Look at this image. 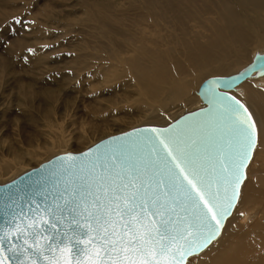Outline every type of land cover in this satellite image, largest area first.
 Instances as JSON below:
<instances>
[{"label":"snow or ice","instance_id":"obj_1","mask_svg":"<svg viewBox=\"0 0 264 264\" xmlns=\"http://www.w3.org/2000/svg\"><path fill=\"white\" fill-rule=\"evenodd\" d=\"M220 83L209 85L211 119L147 129L152 135L140 140L116 138L83 159L62 158L67 163L27 192L6 193V207H20L25 195L36 206L26 226L13 215L0 227V264H187L219 235L256 144L251 114L216 92ZM12 228L26 245L23 257L9 240ZM54 250L71 258L61 262Z\"/></svg>","mask_w":264,"mask_h":264},{"label":"bare ground","instance_id":"obj_2","mask_svg":"<svg viewBox=\"0 0 264 264\" xmlns=\"http://www.w3.org/2000/svg\"><path fill=\"white\" fill-rule=\"evenodd\" d=\"M8 1L1 3L7 5ZM115 3L86 0L82 5V28L91 29L90 35L97 38L100 52L97 59H85L83 67L87 71L94 68L91 73L96 70L101 77L98 81L102 85H98L103 90L96 84L94 90L102 91L92 99L105 100L114 109L118 104L119 111H123L115 112L113 120L110 116L102 120L106 113L95 115L93 123L97 125L106 121L120 123L118 120L134 115L144 118L142 122L147 124L166 125L179 115L204 106L197 90L206 78L235 73L251 61L254 53L264 51V0H120L117 6ZM77 60L58 65L67 64L66 69L80 67ZM69 62L74 65H68ZM241 87L243 92L234 94L245 102L259 129L251 158L254 160L246 167L240 201L223 223L220 234L197 255L189 257L187 264H264V76L247 79ZM29 88L22 94L24 104L29 103V98L38 100L40 96L45 104L50 103L55 95L53 91L32 92ZM66 106L72 112L70 101ZM179 106L178 111H171ZM39 135L38 132L26 137L24 143L33 144ZM83 135L75 140H82ZM4 145L0 144L2 152L8 149ZM28 156L19 149L15 159L24 163ZM0 163L6 168L12 166L5 159Z\"/></svg>","mask_w":264,"mask_h":264},{"label":"rangeland","instance_id":"obj_3","mask_svg":"<svg viewBox=\"0 0 264 264\" xmlns=\"http://www.w3.org/2000/svg\"><path fill=\"white\" fill-rule=\"evenodd\" d=\"M84 1L86 0H9L6 5L0 0V144L5 143V148H8L4 152L0 151V160L5 159L12 165L6 168L0 163V183L8 181L7 177L12 179L21 171H25V168L27 170L36 166L53 155L80 151L108 135L149 123L142 122L145 119H140L138 115L118 120L120 123H93L95 115L106 113L102 120L106 116L113 120L115 112L123 114V111H119L118 104L114 109L105 100L95 103L92 99L103 88L102 81H98L101 77L97 71L91 73L94 68L91 71L83 69L85 59H97L100 54L97 38L90 35L91 29L82 28L81 21L85 18L82 9ZM113 1L117 6L120 0ZM72 59H78L80 63H77V66L81 65L82 68L66 69L67 64L63 67L58 65L63 64L62 61ZM7 63L11 65L10 68ZM68 65L74 63L69 62ZM47 67H53L59 72ZM91 84H94L93 88ZM96 84L102 90L98 88V91H95ZM25 86L30 87L32 92L53 91L55 95L50 103L45 104L44 100H40L42 96L36 93L40 96L38 100L29 98V103L24 104L22 94L27 88ZM67 101L71 102L72 112H68L71 110L66 106ZM180 107L171 111L176 112ZM34 116L35 120H31ZM38 132L40 135L35 137L33 144L24 143L26 137ZM80 135L84 136L82 140H75ZM19 149L29 154L23 160L24 163L15 159ZM257 166L258 164L255 165ZM6 169L10 170L7 172Z\"/></svg>","mask_w":264,"mask_h":264},{"label":"water","instance_id":"obj_4","mask_svg":"<svg viewBox=\"0 0 264 264\" xmlns=\"http://www.w3.org/2000/svg\"><path fill=\"white\" fill-rule=\"evenodd\" d=\"M264 76V51L260 52L257 51L252 56V59L249 63H247L243 68L239 69L237 72L229 74V75H214L206 78L199 86L197 93L200 96L202 103L204 106L199 107L197 109L187 111L181 115H179L177 118L172 120L166 125H158V124H143L136 127H132L130 129L120 131L111 135H108L92 145L88 146L85 149H82L80 151H66L61 152L56 155L51 156L45 161H42L36 166H33L22 173L18 174L14 178L0 183V227L8 228L9 225L6 223L7 220L12 219V216L15 215V220L13 221L14 224L20 225L21 227L26 226L31 219L34 218L32 209H35V204H32L30 202V199L27 195H25L23 200L19 201L20 207H6V205L11 203V200L5 198V194L12 192L13 195H16V189L21 190V194L28 191L29 187L33 185V181L38 179L41 175H47L52 173L53 171H58L60 168L61 163H67V161H63L62 158H65L69 155L80 157L81 159L84 158V154L89 153V150H92L95 152V150L100 147L101 149L109 144H113L118 142L116 138H121V140H140L144 137L151 136L152 133L146 131L147 129L151 128H158V129H166V128H175V127H183L189 124L196 123L197 121H207L213 117L214 109L212 108V105L210 103L211 99V93L209 92V85L210 82L213 80L221 81L219 87L216 88V92L225 94L228 97H234L236 101H239V104L243 105L244 108L248 110V112L251 114V119L255 122V119L248 109L247 105L243 100H241L239 97H237L234 92L242 93L243 88L241 87L242 83L247 79H254ZM224 82H227L229 87L224 86ZM255 129H256V144L258 140V128L255 122ZM211 131V129H210ZM214 138V137H213ZM255 144V147H256ZM255 149V148H254ZM254 151V150H253ZM253 152L251 154V157L249 159V162L252 158ZM247 163V165L249 164ZM243 169V179L240 183L239 189H238V200L235 204V206L232 208L229 215H227L222 220V225L229 217L236 206L238 205L240 198H241V186L242 182L245 179L246 176V167ZM221 194L222 189H221ZM31 199H34L36 204H44V200L40 196H34L31 197ZM51 202V199L48 201ZM40 215H44L43 212L40 213ZM19 229L12 228L9 231V240L12 242L13 248L15 251L20 254L22 257L24 256V253L21 251V246L26 247V245H23V238L21 240H15L14 237L16 234H18ZM220 234V232H219ZM9 240L5 241V245L9 243ZM31 242V241H29ZM31 251V250H30ZM57 260L63 262L66 259H70L67 251L59 252L54 250L53 253ZM4 256L7 259L11 258L12 252L8 250L7 247H5L4 250ZM189 258V257H188ZM187 258V260H188ZM25 264H28V261L25 260ZM47 264V262H45Z\"/></svg>","mask_w":264,"mask_h":264}]
</instances>
